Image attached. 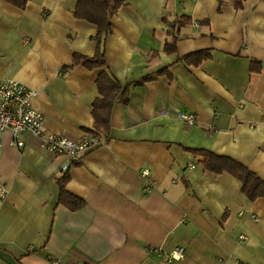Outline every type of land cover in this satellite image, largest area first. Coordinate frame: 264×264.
<instances>
[{
    "label": "crops",
    "instance_id": "obj_1",
    "mask_svg": "<svg viewBox=\"0 0 264 264\" xmlns=\"http://www.w3.org/2000/svg\"><path fill=\"white\" fill-rule=\"evenodd\" d=\"M76 2L0 0V79L34 90L43 127L72 138L95 128L101 98L99 69L73 62L96 46V25L73 15ZM181 16L191 21L170 24ZM108 21L105 69L127 89L101 143L62 170V154L0 131V264H264V195L250 200L237 178L188 151L230 157L264 181V3L123 0ZM202 49L210 55L197 64L179 59ZM63 173L84 202L76 209L59 200ZM178 244L184 257L167 262Z\"/></svg>",
    "mask_w": 264,
    "mask_h": 264
},
{
    "label": "trees",
    "instance_id": "obj_2",
    "mask_svg": "<svg viewBox=\"0 0 264 264\" xmlns=\"http://www.w3.org/2000/svg\"><path fill=\"white\" fill-rule=\"evenodd\" d=\"M18 7H23L26 0H6ZM123 0H77L73 15L75 17L86 19L96 25V33L94 39L96 46L94 53L91 56H81L78 54L73 55V62L81 63L87 68L99 69L96 77V85L101 98H96L92 103V114L94 117L95 129L107 133L108 117L110 109L113 105V101L118 93L121 96H125L127 86H121V84L112 78L105 69V57L103 50L104 37L110 31V24L108 16L115 13ZM191 20L187 17H179L175 21H171L170 24L174 25L182 23H189ZM177 26V25H176ZM176 35H172L170 41H165L163 44V50L167 53L175 51ZM210 55L208 49L197 50L187 53L179 59L184 62H192L194 64L199 63L203 58ZM250 70H259V65L254 60H251ZM156 73H167L165 69H159ZM168 74V73H167ZM152 74H147L142 78L136 80V83H141L151 79ZM192 155H200L201 163L204 167L218 173L227 171L241 182V191L250 199L253 200L258 196L264 195V181L257 175L250 171L247 167L233 160L230 157L215 155L204 149H189ZM67 176L63 173L56 179V183L59 187V200L64 202L70 209H76L83 205V200L70 194L64 188Z\"/></svg>",
    "mask_w": 264,
    "mask_h": 264
},
{
    "label": "built area",
    "instance_id": "obj_3",
    "mask_svg": "<svg viewBox=\"0 0 264 264\" xmlns=\"http://www.w3.org/2000/svg\"><path fill=\"white\" fill-rule=\"evenodd\" d=\"M264 3V0H261ZM35 91L25 86L22 82L13 78L0 79V131L8 129L12 132L14 143L17 146L23 145L21 136L27 137L55 154L65 156V162L62 170L70 164L80 160V158L93 147L101 143L103 133L92 128L85 130L77 138H72L64 133H54L43 127V115L32 105V98ZM175 117L191 124L194 121V115L187 112H177ZM192 165V164H191ZM190 165V166H191ZM142 176L148 174L146 168L141 170ZM150 187L143 186L144 191H149ZM4 189L0 186V196ZM244 238L243 235H239ZM157 255H161V247L151 249ZM185 250L182 245H175L167 253L165 260L170 262L183 258ZM53 264H59L58 260H53Z\"/></svg>",
    "mask_w": 264,
    "mask_h": 264
}]
</instances>
